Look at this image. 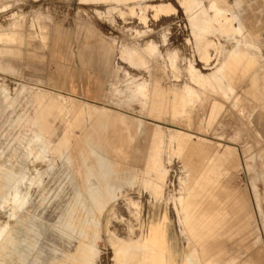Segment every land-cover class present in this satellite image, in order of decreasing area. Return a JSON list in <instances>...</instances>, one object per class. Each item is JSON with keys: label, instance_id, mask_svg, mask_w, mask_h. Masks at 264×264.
I'll list each match as a JSON object with an SVG mask.
<instances>
[{"label": "rangeland", "instance_id": "obj_1", "mask_svg": "<svg viewBox=\"0 0 264 264\" xmlns=\"http://www.w3.org/2000/svg\"><path fill=\"white\" fill-rule=\"evenodd\" d=\"M199 1L208 5V0ZM144 3L168 4L175 11L155 18L154 13L149 10L145 19L141 20L138 15L140 12L130 13L129 7L122 0H0V175H12L13 180L19 181L17 186L20 191L27 194L26 201L18 205H14L7 197L6 190L3 193L6 200L3 199V194L0 195V228L8 225L17 230L18 249L29 255L26 264H37L34 262L37 256L46 260L44 264H50V257L58 249L68 245L59 215L68 209L76 197L77 186L73 173L63 159L46 157L49 149L41 146V143L35 146L32 143L38 132V127L30 122L36 111L32 93L49 91L52 96L46 97V100L68 98V94L78 96L85 104L82 109L86 115L90 105L120 111L148 122L149 128L158 125L181 130L191 135L195 144L201 137L207 140V147L215 146L220 149V154L228 146L230 154L223 158L219 169L215 170L216 175H210L219 179L223 187L207 193L202 191L208 197V193L212 192L218 203L211 208L205 205V210L216 213L232 192L240 198L244 197L248 205L239 211L240 208L235 207L233 201L230 202L227 209H235L230 214L235 219L228 225L234 227L231 230L234 235L218 239L209 236L204 247L198 245L200 254L202 258H207L223 251L220 255L225 260L235 259V264H264V0H242L240 12L243 22L252 25V31L256 34L258 45L251 55L259 57L256 64L259 71L258 84L253 83L252 70L232 83L234 90L228 95L203 94L204 89H212L215 84L203 87L193 82L191 85L197 88L199 96L191 105L199 113L195 116L201 128L197 127L198 123L194 127L188 122L190 105L183 114L174 115L168 111L156 118L145 113H135L134 103L130 108L123 102L127 99L125 94L113 93L112 82L122 80L110 76L113 70L122 67L124 70L120 69L119 73L124 75L127 72L128 78L132 74L147 76V71L131 67L119 55L122 45L134 46L138 39L143 43L147 40L154 42L164 55H167L168 50L175 49L180 56L192 57L195 68L205 76L214 73L211 67L205 66L195 51L196 39L184 13V5L179 0H140L141 6ZM234 3L235 0H224L221 5L232 6ZM244 32L248 33L246 28ZM240 33L239 30L229 34L215 30L209 35V39H214L216 43L219 40L225 41L224 47L231 49V38ZM87 40L89 42L85 43ZM103 45L115 47V56L111 53L108 59H104L101 54ZM89 47H93L94 51H90ZM208 48L213 56L212 62L215 63L218 46L213 44ZM151 63V71L161 75L160 84L164 89L170 90L172 81H191L185 67L177 70L180 78H171L170 65L166 64L161 70H157L155 60ZM228 87L229 83L225 81L223 88ZM204 98H211L217 107L213 111L211 107L208 110L210 103L202 102ZM235 103L239 110L244 111L250 130L257 128V133L238 128L232 116ZM201 104H205L204 109ZM49 122L59 133L63 131L62 122L54 116L49 117ZM131 131L134 133V124ZM81 133V129H75L76 135ZM117 133L126 135V125L118 123L114 130H109L110 137H115ZM144 137L143 134L138 135V145L142 148L134 149V140L123 142L130 144V149L123 147L125 155L119 154L121 149L118 150L114 154L115 159L134 163V155L147 153ZM255 139L258 142L253 143ZM115 145L121 144L116 140ZM190 157L191 164L186 163L190 166L188 169L192 168L194 171L205 165L200 154L191 153ZM164 159L176 186L179 178L186 179L192 175L181 169L183 157L173 154L172 149L166 150ZM10 193L12 194V190ZM166 196L170 198L168 206L171 209L167 211L165 221L170 228L175 217L172 206L174 197L171 194ZM141 197L145 199L146 194H141ZM134 198L137 196L134 195ZM136 200L133 208L143 211L144 203L142 205L138 201H145ZM124 215L127 217V213ZM22 216L29 217L27 220L30 227H25L28 231L20 222ZM131 224H137V221L131 219ZM199 226L196 223L198 233L202 231ZM241 226L242 229L236 231ZM179 240L183 247L185 238L180 236ZM31 243H35L32 250L29 248ZM98 245L103 258L106 246L101 242ZM205 249L207 253L203 255ZM106 261L105 264H111L108 259ZM97 262L100 263L101 260ZM11 263L21 264V261L16 255Z\"/></svg>", "mask_w": 264, "mask_h": 264}, {"label": "bare ground", "instance_id": "obj_2", "mask_svg": "<svg viewBox=\"0 0 264 264\" xmlns=\"http://www.w3.org/2000/svg\"><path fill=\"white\" fill-rule=\"evenodd\" d=\"M179 1L184 5V13L196 39L195 51L205 66L211 67L214 73L205 76L195 68L192 57L180 56L175 49L168 50L167 55H164L154 42L147 40L143 43L138 39L134 42V46L122 45L119 55L131 67L147 71V76L132 74L128 78L127 72L124 75L119 73L120 69L124 70L121 67L113 70L110 76L122 80L113 81L111 85L114 87L113 93L125 94L127 99L123 102H126L128 107L131 108L134 103L135 113H145L150 117L160 118L168 111L174 115L183 114L190 105L188 122L194 127L198 123L197 127L201 128L195 116L199 113L194 105H191L199 96V92L191 84L194 82L199 86L207 87L214 83L213 88L204 89L203 94L228 95L233 93L232 83L239 76L252 70L253 83L257 85L259 71L256 64L259 62V57L251 55L258 45L257 38L252 31L253 26L245 24L240 16L242 0H235L232 6L221 5L224 0H208V5L199 0ZM122 2L129 7L130 13L140 12L138 15L141 20L145 19L149 10L154 13L155 18L160 14L169 15L175 11L168 4L163 3L157 5L144 3L141 6L140 0H122ZM245 28L248 33L244 32ZM215 30L228 34L239 30L241 33L231 38L232 48L228 49L224 47L225 41L219 40L216 43L214 39L212 41L209 39V35ZM213 44L218 46L215 51L218 53L215 63L212 62L213 56L208 48ZM89 50L94 51V48L89 47ZM115 52V47L104 45L101 47L104 59H108L111 53L115 56ZM152 60H155L157 70H161L166 64L170 65L171 78H180L181 75L177 70L185 67L191 81H172L171 89H164L160 84L161 75L151 71ZM225 81H228L230 87L223 88ZM32 96L36 111L30 122L38 127L32 143L34 146L41 143V146L49 149L46 157L63 159L70 167L77 186L76 197L69 204L68 209L59 215L60 223L64 227L62 232L67 236L68 245L58 249L50 257V264H105L106 259L111 261V264H200V261L201 264L205 262L235 264V259L225 260L220 255L223 251L202 258L198 247L200 244L204 247L209 236L218 239L222 236L234 235L231 231L234 227L228 225L235 219L230 215L235 209L232 207L227 209L231 201L234 202L235 207L240 208L239 211L248 205L244 197L240 198L232 192L216 213L205 210L207 205L211 208L217 202V197L212 192L208 193L210 194L208 197L203 195L202 191L207 193L217 187H223L219 179L216 180L210 175H216L215 170L219 169L223 158L230 154L231 149L228 146L223 154H220V149L215 146L207 147V140L201 137L195 144L191 135L181 130L158 125L149 128L148 122L132 118L120 111L115 112L90 105L86 115L82 109L85 104L76 95L68 94V98L46 100V97L52 96V93L39 91L33 92ZM202 100L210 103L208 110L211 107L213 111L217 107L211 98ZM65 101L70 104L67 105ZM204 105L201 104L203 109ZM237 107L235 103L232 116L238 128L246 129L250 133L256 132L257 128L250 130L244 111ZM51 116L62 122L64 129L61 133L49 122ZM118 123L126 125L127 134L117 133L115 137H110L109 130H114ZM133 124L134 133L131 131ZM76 128L82 130L80 135L75 134ZM139 134L145 136L143 140L147 142V153L141 156L134 155V163L115 159L114 154L118 150L121 149L119 154L125 155L123 147L130 149V144L123 142L134 140V149L141 147L138 145ZM116 140L121 145H115ZM254 142L258 141L255 139ZM168 149H172L173 154L178 157H183L181 169L192 173L186 179L179 178L177 186L164 159ZM191 153L200 154L205 160V165L194 171L192 168L188 169L190 166L186 163L191 164ZM18 182L16 179L13 180L12 175H0V195L6 190L7 197L14 205L25 202L27 198V194H23L18 188ZM144 193L145 199L141 197ZM170 194L174 197L172 206L175 217L173 226L168 228L165 219L171 207L168 206L170 198L166 195ZM134 195L137 198H134ZM2 196L4 200L7 199L4 194ZM136 199L145 201H138L142 205L144 203L143 211H136L133 208L137 203ZM124 213H127V217ZM27 219L29 217L22 216L20 222L23 228L30 227ZM131 219L137 221V224L132 225ZM196 223H199L202 229L199 233L196 232ZM236 229L239 231L242 226ZM16 232L14 227L9 228L8 225L0 228V264H12L16 255L21 264L28 262L29 255L18 249ZM179 235L186 240L183 247L179 242ZM98 242L106 246L104 259ZM29 248L34 249L35 243H31ZM177 251L178 254L175 255ZM206 253L205 249L202 254ZM100 260L101 262L98 263L97 261ZM45 261L39 256L34 260L37 264H44Z\"/></svg>", "mask_w": 264, "mask_h": 264}]
</instances>
